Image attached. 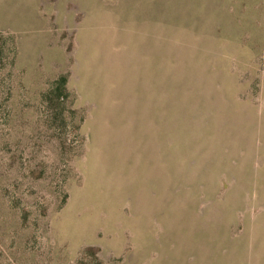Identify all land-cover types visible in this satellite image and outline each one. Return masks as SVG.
I'll use <instances>...</instances> for the list:
<instances>
[{
  "label": "rangeland",
  "instance_id": "rangeland-1",
  "mask_svg": "<svg viewBox=\"0 0 264 264\" xmlns=\"http://www.w3.org/2000/svg\"><path fill=\"white\" fill-rule=\"evenodd\" d=\"M0 264H264V0H0Z\"/></svg>",
  "mask_w": 264,
  "mask_h": 264
}]
</instances>
